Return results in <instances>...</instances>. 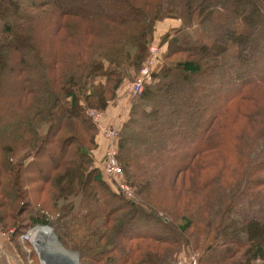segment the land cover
<instances>
[{
    "label": "trees",
    "instance_id": "16d2710c",
    "mask_svg": "<svg viewBox=\"0 0 264 264\" xmlns=\"http://www.w3.org/2000/svg\"><path fill=\"white\" fill-rule=\"evenodd\" d=\"M168 18L119 129L130 200L96 160L88 110L107 111ZM263 26L264 0H0V230L50 225L81 264H176L191 238L200 264H264V237L249 240L264 226ZM175 78L193 81L176 106Z\"/></svg>",
    "mask_w": 264,
    "mask_h": 264
},
{
    "label": "rangeland",
    "instance_id": "374dc122",
    "mask_svg": "<svg viewBox=\"0 0 264 264\" xmlns=\"http://www.w3.org/2000/svg\"><path fill=\"white\" fill-rule=\"evenodd\" d=\"M5 6H6V17L9 18L10 22L17 23L18 20L21 19L19 11L22 10L23 7L21 9H19L17 6H13L11 4L9 5L8 2L4 3V7ZM174 20L175 19H173V18H168V19H165L164 21H162V22H160L158 24V29H157V32H156L157 39L154 42H152V44L149 46V51L150 52H151V47L152 46L157 48V54L153 57V59L155 60V64L156 65L159 64L160 62H163L162 61L163 59L161 60L162 54L164 52H166V50H167V43L164 40L165 33L170 32L171 30H173L172 28L174 26H176L177 23H179L178 21H175V24H176L175 25L173 23ZM262 36L264 38V26H263ZM147 60H146V63H148ZM138 76H139V74L137 76H134V78H132V80H129L126 83H124L120 87V89L116 92V95L111 100L110 105L105 109V110H108V109L112 110V109L115 108V109H120L121 110V114L118 116V120L116 121V123L112 124V125L116 126L118 130L121 128V125L123 124V122L125 120V117L128 115L129 110L131 109L133 103L135 102V100L138 97L133 92V89H134V85L133 84H135ZM172 81H173L174 97L172 99L170 98V103H174V106H176V105L180 104V101H182V99L186 98L185 97V96H187L186 95L187 94L186 89L189 88L188 86H192L191 82H193V81H191V80L190 81H188V80L184 81V80L179 79V78H175ZM149 82H151V81H149ZM149 82H146L145 84H147ZM193 86H195L194 83H193ZM231 88H228V89H231ZM218 90H223V88L222 89H218ZM223 91H226V90H223ZM220 93L221 92H219V93L216 92L214 94L215 102H217L216 98H217V96ZM224 93H226V92H224ZM185 103L188 104L187 100H185ZM190 104L191 103H189V105ZM165 106H166V102H165ZM189 108L195 110L193 107L189 106ZM92 110H97V109L91 108V109L88 110V112H90ZM163 110H164L163 114L165 116H167V112H166L167 111V106L164 107ZM98 111H101V114L103 113V118L101 119V117H100L98 121H95L98 124L99 128H100V132H99L98 135L101 134L103 137H105L107 139V141H108L107 146L108 147H106V150L108 151V150H111V148H112V141H111L110 138L106 137V135L102 131V128H104L105 126L111 125V123L104 124L103 121H105V120H103V119H104V116L106 117V111H104V110H98ZM176 115L178 117L179 113H177ZM185 120H184V122H185ZM112 121H113V119H111L110 122H112ZM188 124H190V126H191L192 124L194 125L196 123L190 122ZM193 125L191 126V128H193ZM171 126H172V128L171 127L169 128L170 134H173L174 131L175 132L181 131V128L179 127L178 124L174 126V124L172 123ZM194 135H195V131L193 132V134L191 136H189L190 138H188L187 143H189L190 140L197 139L196 135L195 136ZM97 139H98V137H97ZM174 139L181 140V138H177V137L174 138ZM97 143H99V140H97ZM97 148H95L93 150L94 154L97 152V150H96ZM115 148H118V145L116 143H115ZM107 151L105 153V157H106ZM104 163H105V159L102 162V166H103V169L105 171L106 170V166L104 165ZM118 163L122 167L121 163L119 162V159H118ZM48 165L49 164H45V165H41L40 167L43 169L44 172H46L47 169H48ZM123 175H124V181L130 186V188H131V190L133 192V195L132 194L131 195L127 194L128 198L130 200H138V201H140V198L136 194L135 187L132 186V184H131V182L129 180V177L126 174L124 169H123ZM109 184L111 185L112 188L114 187L113 184H111L110 182H109ZM160 212H161V214L163 213L161 210H160ZM14 225L15 224H12L10 229L12 227H14ZM255 225L258 226L257 224H255ZM43 226L44 227H49L51 229V231H48V232H50V233H52L54 235V233H55L54 229L50 225L37 226L38 230L36 232H38L41 229L45 230L44 228H40V227H43ZM147 226H148V228L150 226H152L150 221H147ZM10 231H13V230H10ZM5 233L7 234L9 232L0 230V262H1V264H44V263H46V264H81L80 258L78 259L77 256L74 254L77 251L66 248L59 241V239H57L58 237L57 238L55 237V240H56L55 244H57L58 247L63 248V250H65L66 253L69 252V254L70 253L73 254L76 257L75 258L76 260H74L73 257H69L67 255H64V253L61 254L60 252L55 251L56 249L54 250L53 248L52 249L49 248L42 255L40 250L39 251L37 250V247H36V245H35V243L33 241L29 240L30 244H28V242H27L28 240L23 241L22 236H21V238L19 236H17L16 238L14 237L15 239H12L11 232L8 235H5ZM187 237L190 238L191 236H187ZM262 237H264V226L261 227L260 229H259V226H258L257 231L254 233V235L252 234L249 237V240H254L256 238L259 239V238H262ZM57 245H56V247H57ZM188 245H189V247H191L192 250H189L187 253L182 251L178 255L177 259H176V264H194V261H196V264H200V263L197 262L198 260H195V257L199 258L198 254H200L201 251L200 250H196L195 251L193 249L192 245H194V240L192 238L190 239V243ZM31 253H32V255H31Z\"/></svg>",
    "mask_w": 264,
    "mask_h": 264
},
{
    "label": "built area",
    "instance_id": "2783aa9c",
    "mask_svg": "<svg viewBox=\"0 0 264 264\" xmlns=\"http://www.w3.org/2000/svg\"><path fill=\"white\" fill-rule=\"evenodd\" d=\"M157 54V48L152 46L151 52L149 51V55L146 58L145 62L143 63V66L141 68V72L139 73V76L135 82L133 92L136 96H141L144 84L146 82L152 81V75L153 70L156 66L155 60L153 57ZM89 115L94 119V121H98L99 118H103V113L101 114V111L98 110H92L89 112ZM102 131L106 135V137L110 138L112 141V148L111 150L107 151L106 157H105V163L106 166L105 173L107 174V177L109 179V182L113 184V188L122 194H124L127 198V194H132L133 192L130 188V186L124 181V175H123V169L118 163V148H115V143L117 144V139L119 137V130L114 125H108L102 128ZM37 227H34L30 229L28 232L22 235L23 241L30 240L33 241V236L35 232L37 231ZM9 233H5V235H8ZM33 243V242H32ZM195 260L197 258L195 257ZM198 262V261H197ZM1 264V262H0ZM194 264H196V261H194Z\"/></svg>",
    "mask_w": 264,
    "mask_h": 264
},
{
    "label": "bare ground",
    "instance_id": "6f19581e",
    "mask_svg": "<svg viewBox=\"0 0 264 264\" xmlns=\"http://www.w3.org/2000/svg\"><path fill=\"white\" fill-rule=\"evenodd\" d=\"M42 228V227H40ZM47 230V231H46ZM48 231H51L49 228H45V230L41 229L39 230L38 232H35L34 236H33V242L35 243L36 247H37V250L41 252V254L43 255L46 250H48L49 248H53L55 251H58L60 252L61 254L64 253V255H67L69 257H73L74 260H76L75 256L73 254H69L66 253L65 250H63V248H60L58 247L57 244H55L56 240H55V236L48 232ZM57 245V247H56ZM46 264V263H44Z\"/></svg>",
    "mask_w": 264,
    "mask_h": 264
},
{
    "label": "crops",
    "instance_id": "0c3cea01",
    "mask_svg": "<svg viewBox=\"0 0 264 264\" xmlns=\"http://www.w3.org/2000/svg\"><path fill=\"white\" fill-rule=\"evenodd\" d=\"M175 21L176 20H174V22H173L174 24H175ZM120 114H121V110L120 109H115V108L112 109V110L108 109L106 111V117L104 116V119H103V120H105V121H103L104 124H108V123L114 124V123H116V121L118 120V116ZM111 119H113L112 122H110ZM97 140H99V143H98L99 145H98V148L96 149L97 152L95 153V157H96V160L99 161L105 155V151H106V147H107L108 141L101 134L98 135V139Z\"/></svg>",
    "mask_w": 264,
    "mask_h": 264
},
{
    "label": "water",
    "instance_id": "95a60500",
    "mask_svg": "<svg viewBox=\"0 0 264 264\" xmlns=\"http://www.w3.org/2000/svg\"><path fill=\"white\" fill-rule=\"evenodd\" d=\"M54 233V232H53ZM54 235H55V237L57 238V235L54 233ZM58 239V238H57ZM76 256H77V258L79 259L80 258V254L78 253V252H76V253H74Z\"/></svg>",
    "mask_w": 264,
    "mask_h": 264
}]
</instances>
